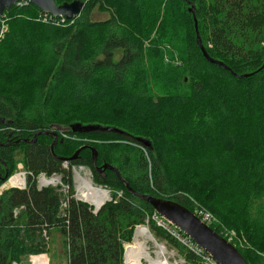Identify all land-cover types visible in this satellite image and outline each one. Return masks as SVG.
I'll list each match as a JSON object with an SVG mask.
<instances>
[{
    "label": "trees",
    "instance_id": "1",
    "mask_svg": "<svg viewBox=\"0 0 264 264\" xmlns=\"http://www.w3.org/2000/svg\"><path fill=\"white\" fill-rule=\"evenodd\" d=\"M54 1L85 5L71 25L37 21L43 12L29 3L0 17L8 26L0 40V186L20 154L35 175L64 174L69 196L71 168H89L111 200L93 214L71 197L63 213L55 188L39 191L30 181L27 190L4 191L0 264H19L30 250L55 264L54 233L67 264H122L123 244L146 220L156 238L183 252L138 195L192 213L196 202L243 235L247 245L236 249L248 264H264V0H188L209 57L236 75L252 74L242 78L204 58L185 0ZM95 8L108 19L91 20ZM73 124L109 130L78 134ZM55 130L78 140L58 135L53 153L45 135L16 143ZM103 164L119 176L96 170Z\"/></svg>",
    "mask_w": 264,
    "mask_h": 264
},
{
    "label": "water",
    "instance_id": "2",
    "mask_svg": "<svg viewBox=\"0 0 264 264\" xmlns=\"http://www.w3.org/2000/svg\"><path fill=\"white\" fill-rule=\"evenodd\" d=\"M24 1L29 4L36 6L41 12L51 14L53 16H64L67 19L72 18L74 15H80L82 9L84 7V3L80 1H73L71 3H63L60 6H57L54 0H0V17L3 15L5 10L10 9L13 5ZM189 5L188 11L193 14L194 17V6L188 3V0H185ZM194 27L196 29V44L200 48L204 58L211 64L216 65L220 68L225 69L232 73V75L236 78L247 77L252 74L247 75H236L233 73L223 62L216 61L209 57L206 50L202 46L200 35L197 31V24L194 17ZM264 68V57H263V64L260 69ZM70 130L73 133L78 134H87L97 130H109V128L93 126V125H86L82 126L80 124H73L70 126ZM58 130L55 131H41L34 135L32 141L27 139L18 140L16 143L25 142L31 143L35 141V138L39 135H45L48 137L53 138L52 143L50 144V151L53 153V147L58 142ZM140 145L144 148H149L150 143L148 140L141 139L137 141ZM84 147H80L74 154L69 158V161L75 160L79 152ZM92 152V161L95 164L96 162V150L91 148ZM96 170L104 173V170L109 169L116 173L117 176L118 172L115 168L109 167L106 164H103L101 167L95 165ZM8 178V174L6 172L5 176L1 179L3 182L6 181ZM130 192L131 189L128 185H126ZM139 198L145 200L158 214L160 217L168 221L172 224L175 228L189 237L197 246L202 248L206 253H208L218 264H248L241 254L238 252L236 247H234L231 243L226 241L223 237H221L218 233H216L213 229L203 224L192 212L183 208L179 204L169 201V200H162L155 198L150 195H138ZM100 208L96 210L98 212Z\"/></svg>",
    "mask_w": 264,
    "mask_h": 264
},
{
    "label": "built area",
    "instance_id": "3",
    "mask_svg": "<svg viewBox=\"0 0 264 264\" xmlns=\"http://www.w3.org/2000/svg\"><path fill=\"white\" fill-rule=\"evenodd\" d=\"M19 4H28L27 2L21 1ZM79 15H74L72 18L67 19L64 16H53L51 14L42 13L37 21H40L44 24H49L53 26H63V25H71L73 24ZM7 31L6 26L4 25L3 21L0 22V40L4 37L5 32ZM58 135H61V137L70 139V140H78V138L69 137L65 134H63L62 131L58 132ZM74 168V167H73ZM72 168V169H73ZM82 169V168H79ZM75 172V170H73ZM32 181V183L35 184L37 190H43L46 188H56L61 187V190H58L60 192L68 190V185L65 184V186L60 181V178L53 174L51 176L46 175L45 173H39V174H33V172L27 170L24 168V165L19 162L16 165L15 172L0 186V195L3 191L16 189V190H27L29 182ZM77 184V183H76ZM94 189H103V187H100L97 184H92ZM78 187H81V184L77 185V193H76V199L79 201H82L86 204H88L90 207V203L84 200L86 194V191H83L82 189H78ZM105 190V189H103ZM107 191V190H105ZM108 192V191H107ZM109 193V192H108ZM111 198L107 201H110ZM68 199L63 203L64 206H66ZM104 204V203H103ZM23 206H20L19 208L14 209L13 215L14 217H17L21 210L23 209ZM93 214H96V210L92 212ZM203 224H205L208 227H212L213 220L209 213L205 211H198L193 213ZM152 219L156 223V225L163 229L167 234H169L174 240H176L181 246L190 254L193 258L198 260L199 264H218L208 253H206L202 248L197 246L189 237H187L185 234H183L181 231H179L177 228H175L172 224H170L168 221L160 217L158 214L154 213ZM137 229V228H136ZM136 233V230H135ZM219 234V233H218ZM221 237H223L221 234H219ZM42 237H44L45 240H47L46 230L43 228L42 230ZM135 237V236H134ZM226 241L231 243L234 247H236V240L232 237H223ZM176 242V243H177ZM238 243V242H237ZM162 245V244H161ZM163 252L162 256H165L166 254L168 257H162V259H165L168 264H185L184 260H178L174 261V263H171L169 261V258L174 257L175 252L173 250H167V248L162 245ZM126 250V246H125ZM30 264H48L47 261L45 262V254L39 253L35 255L29 256ZM12 264H18L16 262H13ZM125 264H126V258H125Z\"/></svg>",
    "mask_w": 264,
    "mask_h": 264
},
{
    "label": "rangeland",
    "instance_id": "4",
    "mask_svg": "<svg viewBox=\"0 0 264 264\" xmlns=\"http://www.w3.org/2000/svg\"><path fill=\"white\" fill-rule=\"evenodd\" d=\"M108 14H106V13H101V12H99L96 8L92 11V13H91V15H90V18H91V20H93V21H103V20H106V19H108ZM1 21H3V23H4V25L6 26V28H7V30H8V26H7V23L5 22V19H2ZM7 33V31L5 32V34ZM4 34V35H5ZM118 55L119 54H117L116 56H115V59H117L118 58ZM101 59V58H100ZM166 61H167V58L165 59ZM173 64H175V65H179V61H177L176 59L172 62ZM60 130H58L57 132H59ZM136 147L138 148V149H140L145 155H146V153H145V150L141 147V146H139V145H136ZM16 165H17V163H19V162H21L22 164H23V162H22V160H21V155L20 154H17L16 155ZM63 168H65L66 170L68 169L67 168V164H64L63 165ZM73 168V167H72ZM71 168V179H72V196H69V193H71V191H69V189L68 190H65V191H62V192H60V191H58V190H61V187H56L55 189H57V191H58V193H60L61 194V197H62V199H61V206H60V210L64 213V208L66 207V206H64L63 205V203L67 200V199H69V198H73L74 200H76V201H79V200H77L76 199V193H77V184H76V175H75V172L78 170V171H80V169L79 168H82L83 170H82V172H80V174H81V176L82 177H84V178H89V180L92 182V184L94 185V184H96V183H94L93 182V177H92V172H91V170L89 169V168H87V167H83V166H78V167H76V166H74V168L72 169ZM73 170H75V172L73 171ZM59 178H60V181L62 182V184L65 186V183H64V179L62 178V177H65V175L64 174H60V175H57ZM66 178V177H65ZM8 179V178H7ZM5 182V181H4ZM3 182V183H4ZM2 183V184H3ZM82 183H83V181H82ZM100 186V185H99ZM100 187H103V189H105V190H107L108 192H109V196H110V193H111V190L108 188V187H105V186H100ZM4 192V191H3ZM2 192V193H3ZM1 196V195H0ZM119 196H121V193H119L118 194V197ZM111 198V197H110ZM80 202H82V201H80ZM106 202H108V201H106ZM105 202V203H106ZM84 203V202H83ZM104 203V204H105ZM84 204H86V203H84ZM86 205H88V204H86ZM88 207H89V209L91 210V212H93L95 209L93 208V207H90L89 205H88ZM198 211H205V212H207V213H209L210 215H211V217H212V220H213V227L214 228H216V230H217V233H219V234H221L223 237H225V238H227V237H232V238H234L237 242H236V247H238V248H242V247H245L246 245H247V243H246V239L243 237V235L241 234V233H237V231H235V230H232V229H227V228H225V227H223V226H221V225H219V223H218V221H217V219L207 210V209H205L204 207H202V206H200L199 204H197L196 202H194V210H193V213H195V212H198ZM153 217V216H152ZM152 217H151V219H152ZM147 223H148V220H146V225H142V226H145L146 228H148V231H149V233L151 234V236L154 238V240H156V242L159 244V245H164L166 248H167V250H173L174 252H175V255H174V257H172V258H169V261L171 262V263H174V261H178V260H184L185 261V264H199V262H198V260H196L195 258H193L182 246H181V244H179L176 240H174L169 234H167L163 229V231L173 240V241H175V242H177V244L180 246V248H182L183 249V252H181L180 251V249L178 248V247H175V246H173L172 244H170L169 242H167V240H164V239H160V238H156L155 237V235H154V233L152 232V230L150 229V227H149V225H147ZM157 226V225H156ZM137 227H139V226H137ZM136 227V228H137ZM158 227V226H157ZM136 228L134 229V234H133V238H132V242L131 243H124L123 244V262H122V264H125V246H127L128 244H132L133 243V239H134V236H135V230H136ZM161 229V228H160ZM51 239H53L54 240V244L52 245H50V247H51V249L52 250H54L55 249V251H56V254H57V257H56V259H54V262H55V264H67V260H66V257L64 256V254L62 253V248H61V245H60V237H59V235L58 234H56V233H54L52 236H51ZM147 247H148V249H149V253H150V255H151V257H153V258H155L156 257V254H155V252L157 251V248L155 247V245L152 243V242H148V245H147ZM37 251H34V250H30V252L28 253V254H26V255H24V256H22V258L20 259V263L19 264H30V261H29V256L30 255H35V254H39V253H44L45 254V259H46V261H47V263L48 264H50V255L49 254H47V252H44V251H41V252H38V253H36ZM165 256H162V257H168L166 254H164ZM186 255H190L191 257H192V259L189 261V260H187V256ZM161 257V258H162ZM141 264H148V263H146V261L145 260H142V262H141Z\"/></svg>",
    "mask_w": 264,
    "mask_h": 264
},
{
    "label": "bare ground",
    "instance_id": "5",
    "mask_svg": "<svg viewBox=\"0 0 264 264\" xmlns=\"http://www.w3.org/2000/svg\"><path fill=\"white\" fill-rule=\"evenodd\" d=\"M82 170L83 169H80V171L77 170L75 172L76 183L77 185L79 182L81 184V187H78V189L86 191L87 195L85 196L84 200L90 203V205L95 210H97L109 199V193L100 188L94 189L89 178H84L81 176L80 172H82ZM148 242H152L157 248V251L155 252V258L151 257L149 253V249L147 247ZM162 252V245H159L156 240H154V238L149 233L148 228L145 226H139L136 229L133 243L126 246V264H141L142 260H145L148 264H168L165 259L161 258Z\"/></svg>",
    "mask_w": 264,
    "mask_h": 264
}]
</instances>
